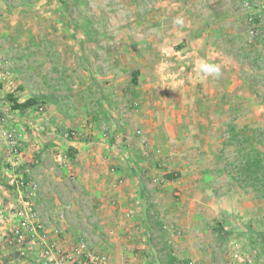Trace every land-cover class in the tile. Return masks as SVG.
I'll return each instance as SVG.
<instances>
[{
  "label": "rangeland",
  "instance_id": "1",
  "mask_svg": "<svg viewBox=\"0 0 264 264\" xmlns=\"http://www.w3.org/2000/svg\"><path fill=\"white\" fill-rule=\"evenodd\" d=\"M62 1L67 7L64 8L60 0H0V54L7 60L10 71L9 88L5 95L26 98L23 104L31 105L36 111L43 104L34 103L35 76L38 77L40 68L48 75L45 76L48 86L51 78L56 83L61 80L59 85L70 84L73 76L76 81L82 82L86 77L82 78L80 73L89 69L92 75L90 80L84 82L90 83L89 91L84 89L88 93L83 100L93 108H101L103 117L113 118L120 113L138 110L140 104L134 99V93L141 74L144 78L142 83H155L157 96L163 93L166 96L178 95L179 92L194 96L199 84L204 86V93L219 95L226 85L230 86L226 101L222 99L220 104H215L222 119L226 118L223 114H231L227 123L225 119L220 120L217 123L219 127L212 130L210 118L206 119L199 112V106H203L208 109L205 114H210L211 103L207 100L195 103L192 99L189 106L184 104L185 115L191 113L190 120L194 118L195 121L193 127H203L204 132L195 133L196 136L190 138L193 144L189 143V147L182 141L184 149L178 145V153L175 152L174 142L168 143L171 153L166 155V168L169 166V174L173 178L181 175L191 177V181L184 184L183 191L187 196L193 194L195 189L193 177L198 172V166L194 167L195 158L201 159L200 164L204 166L201 173L202 192L207 197L212 196V192L217 198L208 200L216 203L220 209L217 214L202 219L201 231L196 229L199 228V221L192 228L191 223L194 224L195 220L191 218L187 220L191 231L180 233L170 227L175 224V221L170 220L174 216H168L164 228L160 218L151 214V227L154 228L151 238L158 262L149 261V253L145 251L146 254H143L146 259L136 264H264V200L256 198L252 191H244L231 184L228 175L219 172L217 166L211 167L213 160L219 164L218 155L229 137L225 133L229 122L237 119L234 123L238 127L246 125L264 129V0H200L202 4L197 7L201 13L200 22L191 24L195 28L191 31V37L182 36V30L188 27L178 23L177 31L179 27L181 29L176 33L177 37L169 42H166V0ZM201 29H205V37L196 40L195 34H201ZM195 50H198L197 54ZM202 65L218 67L219 74L205 73L201 70ZM135 70L136 81L132 82V72ZM94 80L108 85L104 88ZM42 108L39 114L44 112ZM111 125L120 127L114 121L99 127L101 138L106 143H114L121 150V146L126 147L129 143L132 150L139 151V138L143 139L141 128L135 129L133 136L127 138L124 134L112 136L109 129ZM184 129L188 132L193 130L192 125ZM64 132L83 137L81 133L78 134L81 131L75 128H65ZM211 132L216 135L215 139L218 134L221 135V147L213 159L207 160L211 151L207 140ZM144 147L142 151L148 155L152 150L160 153L159 146ZM116 148L113 151L117 153ZM223 152V159L236 160L233 147L226 146ZM48 158L42 159L44 163L50 164ZM36 164L34 162L32 165ZM178 167L180 170L173 169ZM2 178L1 174L0 204L10 202L15 205V187L5 181L6 184L3 183ZM67 179L70 184L76 182L71 177ZM39 191L38 184L36 197ZM229 193L233 197L230 198ZM82 204L84 207L78 213L79 219L77 215L70 214L71 211L67 214V208L59 216V220L66 223L73 219L71 231L62 229L61 234L57 235L60 240L66 239L60 250L68 253L79 238H83L91 251L103 252L96 244L98 238L105 237L104 231L95 233L98 237L96 240L90 232L89 236L83 230L85 224H101L83 215L91 211V207L87 201ZM204 206L209 208L208 202ZM176 237L180 238V242L175 241ZM186 240L192 243L189 258L184 257L179 246ZM24 247L25 244L17 243L10 233L0 228V264H38L36 251L25 250ZM21 250L25 252L24 255H21ZM195 256L198 259L195 260ZM120 263L126 264L120 260H110L107 264Z\"/></svg>",
  "mask_w": 264,
  "mask_h": 264
},
{
  "label": "crops",
  "instance_id": "2",
  "mask_svg": "<svg viewBox=\"0 0 264 264\" xmlns=\"http://www.w3.org/2000/svg\"><path fill=\"white\" fill-rule=\"evenodd\" d=\"M201 4L200 0H166V42L177 37L176 33H179V29H181L179 27L177 31V21H180L179 24H185L183 27H188L182 30V36L191 37V31L195 29L191 24L195 25L200 22L201 13L199 14L200 11L197 7H200ZM199 32L201 34H195L196 40L205 37V29H201ZM197 51L195 50L194 53L197 54ZM39 71L38 77L35 76L34 96L36 100L34 102L43 103L41 104L44 107L42 114L33 110L31 105H26L29 107H24L22 110L12 109L4 96L9 87L5 86L0 91V124L14 125L23 129L24 132V149L19 157L10 154L8 147L6 148L5 142L0 137V175L2 174L3 183L6 182L8 185H11L13 174L17 171H21L26 177L38 182L40 191L35 198V208L39 218L49 230L53 226H57L70 232L73 228V219L66 223L59 220V216L64 212V208H67L66 213L71 211L70 214L77 215L79 219L78 213H81L84 207L82 203L87 201L91 211H86L83 215L88 220L93 218L101 226H97V223L85 224L86 228L83 230H86L88 235L90 232L91 237L96 240L98 237L95 233L98 230L104 231L105 237L98 238L96 246L104 250L108 261L120 260V262L125 261L126 264H136L139 261L143 262L144 258L146 259L143 254L146 251L149 253L147 256L149 261L158 262L151 238L154 229L151 227V214H156L160 218L164 228H166L168 216H174L170 220L175 221V224L170 227L178 230V233H180L179 231L190 232L194 225L196 227L197 221H199L197 223L199 228L196 227V229L201 231L202 219L217 214L220 208L216 203L213 204L208 200L211 197L215 200L217 197L212 192V196L209 197L202 192L201 173L204 166L200 164L201 159L195 158L196 166L194 167L198 166L196 168L198 172L193 177L195 189L193 194L187 196L183 191L184 184L191 181V177H182L181 175L172 179L166 178V173H170L169 166L166 168V155L171 153L168 151V149L170 150L168 143L174 142L175 152L178 153L179 147L184 149L185 144L188 147L189 143L193 144V140L190 138L193 135L196 136L195 133L202 134L204 132L203 127H197V129L193 127L195 121L194 118L190 120L191 113L187 112L185 115L184 104L189 106L192 99L195 103H202L206 100L211 103L210 112H208L210 114H205L208 109L203 106H199V112L206 119L210 118L211 124H213L212 130L219 127L217 123L220 120L225 119L224 121L227 123V118L231 114L229 112L223 114V117L226 115V118L222 119L219 110L215 109V104H220L222 99L226 101V93L231 89L230 86L226 85L227 89L219 92V95L204 93L202 90L204 86L199 84L194 96L181 92L178 95L166 96L163 93L157 96L155 83L149 81L142 83L144 78L141 74L140 82L134 93V99L140 104L138 110L133 113H120L113 118H105L100 113L103 111L101 108L97 106L93 108L83 100L88 93L84 89L87 88L89 91L90 83L84 84L86 79L88 80L92 75L89 69L80 73L82 78L86 77L82 82L81 80L76 81L73 76V81L70 84L60 83L61 85H59L61 80L56 83L55 79L51 78L50 86L47 84L46 71L42 68ZM97 81L99 82V80H94L98 83ZM99 84L103 85L101 82ZM105 85H103L104 88ZM183 89L185 90V88ZM17 99L19 103H25L26 98L18 96ZM206 115L208 116L206 117ZM111 121L120 125L119 128L110 126L112 136L124 134L129 138V135L133 136L135 129H142L143 139L139 138L141 143L138 144L139 151L132 150L126 141V147L121 146L120 148H123L121 150L117 149L114 143H106L101 138L99 127L105 123L109 125ZM233 122H237V119ZM191 125L193 130L185 131L184 127L190 128ZM181 126L183 127L180 128ZM128 127L129 129H127ZM65 128L78 129L81 131L78 134L81 133L83 137L64 138L62 134ZM223 129L222 126L221 135H223ZM212 132L207 140L211 150L210 158H206L207 160L213 159L221 147V135L217 133L218 138L215 139L216 135L214 136ZM147 145L159 146L160 153L157 154L152 150L149 155L146 154L142 150ZM113 148H116L119 153L114 152ZM67 152L70 154L68 155ZM44 157H50L48 158L50 164L44 163L42 160ZM178 159L179 157L177 161ZM34 162L37 164L32 165ZM211 165V167H221V163L216 164L214 160ZM173 169L180 170V167ZM68 177L76 182L70 184ZM154 177H157L158 180L154 181ZM203 181L206 182L205 179ZM2 193L5 194L4 191ZM231 194L229 193L230 198L233 197ZM207 202L209 208L204 206ZM7 204L13 205L10 202ZM178 215H180L179 218ZM191 218L195 220L194 224L191 223L192 228L187 223V220ZM79 221L81 222V219ZM11 222L12 220L8 225ZM50 237L57 241L56 247L59 249L66 241V239L60 240L58 236L52 234ZM179 240V237L175 238V241L180 242ZM191 244L187 240L184 244H179L184 257H191L189 256ZM8 257L11 258L10 255ZM196 259H198L197 256H195Z\"/></svg>",
  "mask_w": 264,
  "mask_h": 264
},
{
  "label": "built area",
  "instance_id": "3",
  "mask_svg": "<svg viewBox=\"0 0 264 264\" xmlns=\"http://www.w3.org/2000/svg\"><path fill=\"white\" fill-rule=\"evenodd\" d=\"M7 60L0 54V91L10 81V71ZM1 97V94H0ZM43 111L39 106L37 112ZM0 124V137L5 142L11 155L19 157L24 149L23 129L14 125ZM140 133L139 131H137ZM64 138L75 136L73 133H63ZM65 158V156H64ZM154 178V181H157ZM11 185L15 187V205L0 204V228L11 234L17 243L25 244V250L36 251L38 264H107L108 257L104 252L89 249L85 239H79L68 253L56 247V240L50 235H60L62 229L53 226L51 230L39 218L34 200L38 184L32 178L26 177L21 171L14 172ZM11 224L8 225L9 221ZM24 255L23 250L20 251Z\"/></svg>",
  "mask_w": 264,
  "mask_h": 264
},
{
  "label": "trees",
  "instance_id": "4",
  "mask_svg": "<svg viewBox=\"0 0 264 264\" xmlns=\"http://www.w3.org/2000/svg\"><path fill=\"white\" fill-rule=\"evenodd\" d=\"M60 1L64 8L67 7L64 1ZM136 73V70L132 72V82L136 81ZM5 98L12 109L22 110L26 106L19 103L12 94L5 95ZM227 134L229 135L228 140L223 144L220 155H218L220 157H217L218 162L221 163V167H217V170L226 173L231 184L244 191H252L256 198L264 200V129L250 128L246 125L238 127L234 122H229ZM226 146L234 148L235 161L222 158ZM166 178L172 179L173 176L168 173Z\"/></svg>",
  "mask_w": 264,
  "mask_h": 264
},
{
  "label": "clouds",
  "instance_id": "5",
  "mask_svg": "<svg viewBox=\"0 0 264 264\" xmlns=\"http://www.w3.org/2000/svg\"><path fill=\"white\" fill-rule=\"evenodd\" d=\"M178 23L180 21H177ZM201 70L204 71L207 74H219L220 69L216 66H210V65H202Z\"/></svg>",
  "mask_w": 264,
  "mask_h": 264
}]
</instances>
